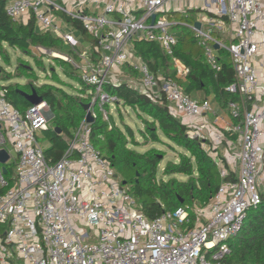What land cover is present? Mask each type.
<instances>
[{"label": "built area", "instance_id": "obj_1", "mask_svg": "<svg viewBox=\"0 0 264 264\" xmlns=\"http://www.w3.org/2000/svg\"><path fill=\"white\" fill-rule=\"evenodd\" d=\"M136 1L109 0L103 12L92 13L83 8L69 10L56 0H8L6 12L15 20H25L33 12L40 31L59 32L61 36L55 18V11L61 10L80 20L99 40V63L87 60L81 73L82 81L90 85L94 117L97 105L109 118L105 105L119 99L105 90V84L111 80L114 67L130 63L137 74L129 83L153 99L164 92L172 112L181 113L193 127L195 117L215 112L210 100L188 95L171 78L160 81L136 58L132 48L133 37L146 38L173 54L178 37L170 31L175 21L162 15L167 0ZM200 2L197 21L201 27H191L216 72L222 68L218 50L229 52L236 79L226 90L241 96L240 101H230L229 107L231 116L241 117L242 123L231 121L228 126L237 134L235 144L240 149L238 153L226 150L228 161H238V167H233L237 179L223 181L204 207L185 204L149 219L135 197L115 179L116 169L92 143L86 116L63 155L57 161L48 160L38 136L50 126L47 102L22 110L0 86V149L8 154L4 163L0 161V185L5 189L0 191V264H246L228 263L225 258L231 250L229 240L242 230L248 209L260 201L258 184L264 172V0ZM62 38L75 47L74 37ZM65 58L79 67L71 57ZM173 59L177 75L189 73L183 61L176 56ZM246 98L251 101L250 108ZM8 146H13L14 157ZM12 157L17 179L11 185L5 176L8 170L4 173L2 166L7 167L5 163ZM220 172L222 177L230 174L224 165Z\"/></svg>", "mask_w": 264, "mask_h": 264}, {"label": "trees", "instance_id": "obj_2", "mask_svg": "<svg viewBox=\"0 0 264 264\" xmlns=\"http://www.w3.org/2000/svg\"><path fill=\"white\" fill-rule=\"evenodd\" d=\"M7 2L8 0H0V51H3L4 44H7L27 55L36 50L41 53L47 50L50 53L59 52L71 58H78L76 48L69 47L60 35L38 29L33 12L25 20L11 18L6 12ZM201 10V7H191L187 10H169L162 13L168 14L167 18L175 21L170 26V31L177 35L178 42L172 55L168 54L158 42L139 37H133L131 40L133 52L160 81L171 78L188 95L203 101L212 97V100L226 108L230 101L241 100L239 94L226 90V87L236 79L233 62L229 52L221 48L218 50L221 70L216 72L209 65L204 47L191 27L197 21ZM84 11L88 12L87 9ZM136 12L139 13V11ZM55 13H58L64 22H70L82 30L83 38L88 39V45L91 46L88 57L98 64L102 56L99 40L88 33L80 20L61 10H56ZM182 17L187 19L186 23L182 22L184 19ZM173 56L178 57L190 68L189 73L184 76L177 75ZM53 57L64 64L67 75L80 82L81 93H72L62 84L50 82L37 85L27 81L24 84L16 83L4 87L7 90V98L15 107L22 110L28 108L31 103L21 90L31 92L35 88L43 97V101L47 102L51 111V124L43 130L47 137V141L44 142L45 155L48 160L57 161L67 149L68 140L74 137L85 118L84 105L89 103L91 98L88 96L90 85L82 81L81 74L78 72L80 66L74 67L62 57ZM7 58L9 59L8 56ZM29 65L23 62L18 63L16 72L19 75L25 74L27 77L33 76V68ZM125 66L126 73L137 74L130 63H126ZM104 88L109 94L118 97V106L128 105L144 119L146 131L143 132L148 140L165 143L167 142L165 139H168L186 150L181 153L179 161H169L164 167V172L183 173L188 178L180 180L173 177L167 181L158 180L162 157L157 148L152 147L140 152L130 147V141L135 144L140 143L136 139L133 127L125 124L123 129L115 123L113 115L105 119L103 113L95 107V120L90 123V139L116 168V171L123 174L122 182L130 184L131 192L137 198L140 210L149 219H155L163 212L175 210L186 203L193 207V203L204 207L210 202L223 181L237 179V174L226 155L220 152L209 138L190 133L192 131L190 123L183 121L178 114L172 112L164 92L159 98L153 99L127 81L115 82L112 79L105 84ZM250 107L251 101H248L247 108ZM231 120L235 124L242 123L241 117L235 119L231 116ZM224 135L225 138L221 140L224 145L229 140L236 143L237 134L232 133L231 129H225ZM222 165L230 172L226 177L221 176ZM7 170L9 173L8 166ZM193 215L192 211V218L195 217ZM229 243L231 250L225 258L226 262L264 264V189L260 191V201L257 205L248 209L242 230L230 239Z\"/></svg>", "mask_w": 264, "mask_h": 264}, {"label": "rangeland", "instance_id": "obj_3", "mask_svg": "<svg viewBox=\"0 0 264 264\" xmlns=\"http://www.w3.org/2000/svg\"><path fill=\"white\" fill-rule=\"evenodd\" d=\"M75 1H77V0H75ZM176 1L177 0H170V2H169L167 0L165 3V10L169 11V10H187L188 9L187 8L188 5L186 2H182L183 5L181 4V6H180V3L176 2ZM56 2L66 6L67 9H69V10H73L76 6L75 2L73 0H66V1L65 0H56ZM172 2L174 3L173 6H172ZM81 3L84 4L85 2H81ZM169 3H171V5H168ZM58 15L59 14L57 13L55 18H56V23L58 22L60 28L62 29L61 37H63L64 35H69V36L74 37V39L76 40V42H75V48L76 49L75 50L78 53V58L72 57V59H73V61H75V63L77 65L80 66V69L78 68V72L81 74L83 71V68H85V66H87V60L91 59L88 57L89 53L91 51V46L88 45V42H87L88 39L86 40L83 38L82 30L79 27L72 25L70 22H63V20ZM164 15L168 16V14H164ZM119 16L122 17V15H119ZM183 18L184 17H182V19ZM20 19H23V18H20ZM182 22L186 23L187 19L184 18L182 20ZM56 34L60 35L59 32ZM214 35H216L217 37H220V35L217 33H214ZM65 43L69 47L74 48L71 45L72 43H70V41L68 43L65 41ZM99 50H100V48H99ZM43 54H45V55H43ZM55 55H60L63 59L67 60V58H65V56H67V55L61 54L59 52L50 53L49 51L44 50V53H41L40 51L36 50V51H33L30 55H27L17 48H14V47H11L7 44H4L3 51H0V69H1V71H0V86H10V85H15L16 83L24 84L27 81L28 82L32 81L33 83H35L37 85H41L44 82H50V83L62 84L65 87V89H67L68 91H70L72 93H78V92L81 93L80 88L82 87V85L80 84V82L77 79L72 78L71 76L66 74L65 69H64V67H65L64 64L62 62H60V60L55 59L53 57ZM62 55H64V56H62ZM7 56L9 57V59L7 58ZM85 59H86V61H85ZM67 61H69L74 67H78L74 64V62H72L70 60H67ZM20 62H23L25 64H30L29 66H31L33 68L34 75L31 77H29V76L27 77V75H25V74L19 75L18 72H16V69L18 67V63H20ZM131 75H133V74L131 73ZM211 98H209V99L212 102ZM214 102H216V101H213V104L216 107V108H214L215 112L208 113V118H207L208 121H206V123H208V125H210V126L216 125V123L215 124H212V123H213V121L216 120V115H218L220 112H221V114L225 113L228 117L231 118V116L229 114L230 113L229 105H228V107L223 108L221 105L219 106V105L215 104ZM95 107H97V110H99L101 113H103L100 110L99 106L95 105ZM105 109L108 110L110 115H113L112 117H114L115 123L118 124L119 126H121L123 129H125V124H129L133 127L136 139L138 141H140V143L135 144V143L130 141L129 142L130 147H133L140 152H144V151H146L152 147L157 148V151L159 152V154H161L160 156L162 157V161L160 163L159 171H158V180L167 181L173 177H177L180 180H185L188 178V176L183 174V173H176L175 174V173H165L164 172V167L169 161H176V162L179 161V159L181 157V153L186 152V150L183 147H181L180 145L176 144L175 142H173L171 140L165 139L164 137H163V139H165L168 143L167 142H165V143L154 142L150 139L148 140V138L144 136V132H143V131H146L144 119L138 114V112L135 109H133L132 107H130L128 105L121 104L120 106H118V104L116 102L115 103H107V105H105ZM45 113L47 116L51 115V111H50L49 106H46ZM178 115L184 121V117H182V114L178 113ZM143 116L146 117V115H143ZM50 124H51V121H50ZM205 127H208V126H205ZM192 130L193 131H190L191 134L195 135L196 132H194V131H198V134L200 136L196 134L197 136L210 139V137H209L210 133L208 132L207 128L205 129V128L198 127V130H197L194 127H192ZM38 136H39V139L41 142L44 143L47 141V137L44 135L43 131L39 132ZM211 142L213 145H215V147L218 148V150L220 152L224 153V155L227 154V151H232V152L234 151L235 153H238L239 149H240L239 145H237L235 143H231V145L228 146L227 144H229V142H227V144L225 143V145L222 141H217L216 144H214L213 141H211ZM9 144H10V142H9ZM227 147H229L228 150H227ZM8 148H10V150H12L11 154L14 157L15 151L13 149V146H8ZM231 148H232V150H231ZM13 157L9 162L5 163L10 169V172L9 173L7 172L5 174V176L11 184L14 183L15 180L17 179L16 163L14 161H12ZM228 162L230 163V165L232 167H234V168L238 167V161H236V160L230 161L229 160ZM118 172H117V176L115 179L117 180V182L120 183V185H122L126 189H128V191L134 196V194L131 192L130 184H127V183L124 184L122 182L123 174L120 171H118ZM258 189L260 191H262L264 189V183L258 184ZM3 190L4 189L1 188V185H0V191H3ZM135 199H137V198H135ZM137 205H138V200H137ZM193 205H194L195 209L200 207L197 203L196 204L193 203ZM194 220H195V217H194Z\"/></svg>", "mask_w": 264, "mask_h": 264}, {"label": "crops", "instance_id": "obj_4", "mask_svg": "<svg viewBox=\"0 0 264 264\" xmlns=\"http://www.w3.org/2000/svg\"><path fill=\"white\" fill-rule=\"evenodd\" d=\"M73 1L75 2V5H76L74 9H77V8L82 9L83 8V9H87L88 12L100 13V12H103V8L105 6V3L107 1H109V0H87V1H85L84 4L81 3L82 1H78V0L77 1L73 0ZM137 2H138V0L136 1V3ZM176 2L180 3V6H181L182 2H186L187 5H188L187 6L188 9L191 8V6L195 5L194 7H198L201 4L200 0H177ZM168 5H171V3H169ZM173 5H174V3L172 2V6ZM115 15H117V14H115ZM136 58L139 59V57H137V56H136ZM126 71H127V68H126L125 65L116 66L112 70V74H111L110 77L115 82H118V81H121V80L129 82L130 79L136 77L135 75L133 76V75H131L129 73H126ZM213 101L214 100H212V102H211V100H210V102L214 106ZM214 103L220 106V104H218L216 102H214ZM214 108H216V107L214 106ZM182 117H184V116H182ZM207 118H208V114H205V115H202V116H197L194 119L195 125L193 124V127L195 129H197V130H198V127L205 128V129L207 128L208 132L210 133V136H209L210 137V141H213L214 144H216L217 141H221V140H223L225 138L224 130L228 129V126L231 124L232 120L225 113L221 114V112H220L218 115H216V120L213 121V123H212V124L216 123V125L215 126L214 125L210 126V125H208V123H206V121H208ZM187 120L188 119L186 117H184V121L187 122ZM205 126H208V127H205ZM196 132H198V131H196ZM261 178H262L261 179V183H264V172H263Z\"/></svg>", "mask_w": 264, "mask_h": 264}, {"label": "water", "instance_id": "obj_5", "mask_svg": "<svg viewBox=\"0 0 264 264\" xmlns=\"http://www.w3.org/2000/svg\"><path fill=\"white\" fill-rule=\"evenodd\" d=\"M155 18H156V14H153L152 15V20L154 21ZM194 24L198 28L201 27V22L200 21H196ZM215 47L218 49L219 48V44L215 43ZM55 56L61 57L60 55H55ZM0 71H1V69H0ZM21 93L26 97V99H28L30 101L31 104L36 105V104H39V103L43 102V97L40 94H38V92L36 91L35 88H33L31 92H27V91L21 90ZM91 104L92 103L89 102V103H86L84 105V108L86 110V120L88 122H90V123L95 120V117H94V115L92 113ZM7 157H8V154H7L6 150L0 149V161L4 163L6 161V159H7ZM2 169H3L4 173L7 172V167L5 165L2 166Z\"/></svg>", "mask_w": 264, "mask_h": 264}]
</instances>
